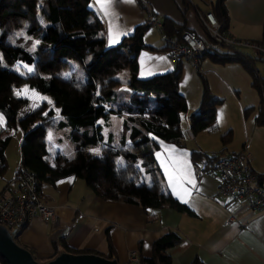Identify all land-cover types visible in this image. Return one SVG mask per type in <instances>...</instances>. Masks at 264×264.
<instances>
[{"label": "trees", "instance_id": "trees-1", "mask_svg": "<svg viewBox=\"0 0 264 264\" xmlns=\"http://www.w3.org/2000/svg\"><path fill=\"white\" fill-rule=\"evenodd\" d=\"M225 1L215 0L211 7L223 29H227L228 23ZM90 2L0 0V115L4 118L0 126V177L6 170L4 151L10 140L8 132L18 125L23 132L19 166L33 173L39 191L43 183L51 184L73 176L102 199L138 205L143 211L169 207L190 213L165 187L153 158L158 146L151 138L182 145L180 121L187 112L185 98L178 89L182 61L173 62L172 70L167 73L138 79L136 59L139 52L148 49L169 53V42L163 40L165 46L160 49L146 45L143 35L150 24L145 22L116 46L105 47L103 23ZM159 23L161 37L164 35L169 40L179 41L181 33L189 29L167 18ZM262 28L261 39L253 41L257 44H264V18ZM33 41L37 46L30 51ZM246 50L221 47L203 53L200 58L207 57L216 64L238 63L243 67L259 96L255 124L264 128V80L254 66L256 61L264 62V56L254 50L256 56H253ZM16 64L31 66L32 71L21 74ZM124 69H127V85L132 93L116 108L108 109V104L113 103L115 88L120 84L117 76ZM77 70L82 71V79L77 77ZM200 81L202 92L198 111L188 116L193 136L217 130L216 106L222 103V99L210 92L203 77ZM22 84L46 95L58 108L59 119L45 120L54 115L52 110L44 117L36 110L18 119V110L28 102L15 97L11 88ZM250 110L245 109V115ZM111 114L124 117L119 147L103 143L102 125L98 123ZM36 120H41L42 124L34 125ZM51 128L67 132L73 146L72 156L60 152L48 154L45 135ZM231 138L229 130L220 136V144L228 145ZM100 146L99 155L90 152ZM211 152L225 154L224 149ZM211 152L192 151L193 167L204 169ZM252 173L261 185L264 173ZM181 240L176 232L168 231L153 242L151 257L140 259L139 264H170L165 251ZM112 253L110 249L106 258L111 259ZM0 263L5 264L1 259ZM189 264L202 263L195 258Z\"/></svg>", "mask_w": 264, "mask_h": 264}, {"label": "crops", "instance_id": "crops-1", "mask_svg": "<svg viewBox=\"0 0 264 264\" xmlns=\"http://www.w3.org/2000/svg\"><path fill=\"white\" fill-rule=\"evenodd\" d=\"M214 2L91 0L90 7L103 23L104 44L109 48L131 35L136 26L151 17L159 22L167 18L178 25L185 24L187 28L198 30L196 11H211ZM224 5L228 16L226 27L231 34L241 40L261 39L264 0H226ZM143 41L157 49L165 46L156 25H150L143 35ZM136 61L138 79L167 73L174 65L165 50L143 49ZM181 61L178 89L187 105V112L180 121L182 145L168 143L154 136L151 138L158 146L153 158L165 187L172 198L185 205L190 213L178 212L169 207L143 211L138 205L102 199L81 179L73 176L51 184L43 183L40 186L41 199L54 208V219H32L15 239L35 260L48 261L60 251L107 257L111 249L112 258L119 264H128V253L136 252L139 261L148 259L153 242L168 231H174L182 240L166 249L170 264H189L195 258L202 264H264V211L254 213L239 207L236 209V220L227 224L229 210L217 198L216 181L208 176L197 177L190 157L192 151L208 153L224 149L225 154H229L246 147L252 156V171L264 173V128L255 124L259 96L251 86V77L238 63L216 64L202 57L196 69L192 62L185 59ZM254 66L257 69L256 64ZM200 77L206 80L210 92L222 99V103L216 106L217 130L214 133L202 131L193 136L189 131L188 116L198 111L202 92ZM40 96L48 98L46 95ZM118 105L119 102H113L107 108L114 109ZM249 108L252 110L245 115V109ZM51 110L54 115L46 118V121L59 119L58 108ZM0 117L2 126L4 118L2 115ZM115 118L120 123L117 131H112L111 121ZM123 119V116L111 114L106 120L98 121L102 125L104 144L110 142V145L116 146L122 134ZM40 124L42 122L35 125ZM229 130L232 132L231 141L223 146L219 138ZM61 131L52 128L47 130L45 141L48 154L62 153L59 150L61 139L58 138ZM22 138L21 131L12 163L7 164L5 155L10 140L4 151L7 172L0 177V192L15 166L20 165ZM236 143L238 146L235 149L233 144ZM102 146L98 149L100 152ZM261 186L264 188V182Z\"/></svg>", "mask_w": 264, "mask_h": 264}, {"label": "built area", "instance_id": "built-area-1", "mask_svg": "<svg viewBox=\"0 0 264 264\" xmlns=\"http://www.w3.org/2000/svg\"><path fill=\"white\" fill-rule=\"evenodd\" d=\"M198 30L185 29L179 41L162 39L169 42L170 61L185 59L198 66L203 53L225 47L228 49H252L264 56V44L236 38L217 20L211 11L195 14ZM160 28L155 18L146 21ZM211 157L204 169L194 166L197 177L208 176L217 183V198L228 208L227 224L236 220V209L241 207L248 212L264 211V188L257 183L251 171L252 156L246 147L234 153L218 155L211 152ZM54 208L45 204L38 190L37 180L33 173L17 167L14 176L9 179L0 192V225L4 226L13 238L26 227L32 219L50 221L54 219ZM128 264H139L136 252L128 253Z\"/></svg>", "mask_w": 264, "mask_h": 264}, {"label": "rangeland", "instance_id": "rangeland-1", "mask_svg": "<svg viewBox=\"0 0 264 264\" xmlns=\"http://www.w3.org/2000/svg\"><path fill=\"white\" fill-rule=\"evenodd\" d=\"M36 46H37V42L33 41L32 44L29 46V50L33 51L34 49H36ZM246 53L253 55V56H256L255 52L251 49H248L246 51ZM255 64H256L257 69L260 71L262 78L264 80V62L256 61ZM15 67H16V70L21 74H24L27 71V69H29L30 72L32 71L31 66H26L23 64H16ZM77 77L79 79H82L83 73L81 70H77ZM117 77L120 80V84L117 85L115 88L116 93H115V97H114L113 102L121 103L123 101H126L128 99V96L131 93V89L127 85V77H128L127 69L120 71ZM11 90H12V93L15 97L26 99V101L28 102L26 105L20 107V110L18 111V113H19L18 117L19 118L24 116V115L26 116V114L28 112L32 113L36 110L39 111L40 116L44 117L49 110H51L53 108L55 109V107L53 106V103L49 100V98L40 96L42 94H39L32 89H29L24 84L13 85ZM40 122H42V121L36 120L34 122V125L37 123H40ZM118 123H120V120H118L117 118H115V119H113V121H111V130L112 131H115V130L117 131ZM9 133H10L9 134L10 135V144L8 145V147L5 151L7 164H8V162L12 163L13 159L15 158L16 149L18 147L17 146L18 139L21 136V129L17 125L16 128H12ZM58 138L61 139V144H60L59 150H61V152L67 156L70 154L73 155V153H74L72 150L73 146H72V143L70 142V140L67 138V134H66L65 130L61 131L58 134ZM50 143H51V140H50ZM116 146L119 147V142L116 144ZM237 146H238V143L233 144V148L236 149ZM99 148L100 147L91 149V152L93 153V155H99L100 154V151L98 150ZM17 167H18V165H16L15 168L13 169V172H12L10 179L14 176V172L16 171ZM5 172H7V171L5 170Z\"/></svg>", "mask_w": 264, "mask_h": 264}, {"label": "water", "instance_id": "water-1", "mask_svg": "<svg viewBox=\"0 0 264 264\" xmlns=\"http://www.w3.org/2000/svg\"><path fill=\"white\" fill-rule=\"evenodd\" d=\"M8 230L0 225V259L5 264H119L114 258H106L93 253L73 254L60 251L52 259L40 262L32 254L18 245Z\"/></svg>", "mask_w": 264, "mask_h": 264}, {"label": "snow or ice", "instance_id": "snow-or-ice-1", "mask_svg": "<svg viewBox=\"0 0 264 264\" xmlns=\"http://www.w3.org/2000/svg\"><path fill=\"white\" fill-rule=\"evenodd\" d=\"M0 120H2V117H0ZM98 154V153H97Z\"/></svg>", "mask_w": 264, "mask_h": 264}]
</instances>
